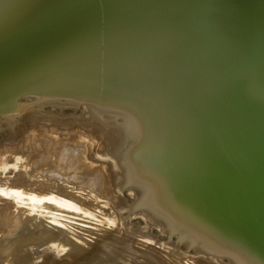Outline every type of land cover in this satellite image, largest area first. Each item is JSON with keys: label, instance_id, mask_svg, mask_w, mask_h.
<instances>
[{"label": "water", "instance_id": "obj_1", "mask_svg": "<svg viewBox=\"0 0 264 264\" xmlns=\"http://www.w3.org/2000/svg\"><path fill=\"white\" fill-rule=\"evenodd\" d=\"M88 127L137 208L264 264V0H0V169Z\"/></svg>", "mask_w": 264, "mask_h": 264}, {"label": "rangeland", "instance_id": "obj_2", "mask_svg": "<svg viewBox=\"0 0 264 264\" xmlns=\"http://www.w3.org/2000/svg\"><path fill=\"white\" fill-rule=\"evenodd\" d=\"M85 129L18 130L0 169V264H237L225 256L205 252L204 245L201 248L192 245L190 239L181 240L180 234L160 217L137 208L96 127ZM61 131L74 133L68 142L84 154L79 159L82 162L77 163L80 170L70 165L68 171L66 158L61 163L59 150L66 143L59 138ZM72 170L75 182L85 179L77 186L61 189L48 183L55 178L49 177L50 172L61 175L72 174ZM92 172H101L98 189L92 185L94 189H89L90 182L85 183Z\"/></svg>", "mask_w": 264, "mask_h": 264}, {"label": "bare ground", "instance_id": "obj_3", "mask_svg": "<svg viewBox=\"0 0 264 264\" xmlns=\"http://www.w3.org/2000/svg\"><path fill=\"white\" fill-rule=\"evenodd\" d=\"M61 129V128H60ZM73 129V128H72ZM85 129V128H84ZM87 129H89V127L87 128ZM31 130V129H30ZM46 130V129H45ZM48 130V129H47ZM38 131H40V130H38ZM43 131V130H42ZM52 131H54V130H52ZM56 131V130H55ZM79 131H82V130H80L79 129ZM84 131H86V129L84 130ZM89 131L90 130H88L87 132H88V134H89ZM31 132V131H30ZM30 132H26V133H30ZM33 133H35L34 131H32ZM44 132H46V131H44ZM58 132H60V131H58ZM65 131H61V134L59 135L60 137V140L62 141L63 140V142L65 143H67V145H66V143H65V145H64V149L63 150H59V151H61V156H59V158H61V163H63L64 164V161L65 160H67V162L65 163L67 166H72L73 167V169L75 168V167H77L79 170H80V168H79V166H81V165H79V166H77V163L78 162H80L79 161V159L80 158H82L83 156L82 155H84L83 153L82 154H80V151H79V149H76L75 147H73L74 146V144H73V146H71L70 144H69V140H70V136L71 135H73L74 133L72 132H65ZM83 132V131H82ZM38 133V132H37ZM51 133H53V132H51ZM80 132H78L77 131V133L76 134H79ZM84 133H86V132H84ZM30 134H32V133H30ZM36 134V133H35ZM87 134V133H86ZM86 134H84L83 135V133H82V135L83 136H85ZM87 134V135H88ZM29 136V135H28ZM48 136V135H47ZM62 136V137H61ZM64 136V137H63ZM66 136V137H65ZM74 136H76V135H74ZM78 136H80V135H78ZM32 137V136H31ZM30 137V138H31ZM35 137V136H34ZM39 137V136H38ZM33 138V137H32ZM41 138V137H40ZM72 138V137H71ZM29 139V138H28ZM26 140V139H25ZM71 141V140H70ZM43 142V141H42ZM56 142V141H55ZM62 142V143H63ZM58 143V142H57ZM80 143V142H79ZM52 144H53V142H52ZM55 144V143H54ZM54 144H53V147H54ZM72 144V143H71ZM41 145V144H40ZM45 145H47V144H45ZM50 145V144H49ZM49 145H48V147H49ZM57 145L58 144H56V146L55 147H57ZM59 146H61V144L59 145ZM47 147V148H48ZM51 147H52V145H51ZM49 148V150L50 149H52V148ZM54 147V148H55ZM77 147V146H76ZM81 147L82 146H80V149H81ZM37 148V147H36ZM79 148V147H78ZM97 148V147H96ZM59 149H60V147H59ZM83 149V148H82ZM47 150V149H46ZM45 150V151H46ZM86 150V149H85ZM84 150V151H85ZM48 151V150H47ZM51 151V150H50ZM52 151H54L53 149H52ZM56 151H58V149H55V152ZM87 151V150H86ZM86 151H85V153H86ZM49 152V151H48ZM82 152H83V150H82ZM87 152H89V151H87ZM47 153V152H46ZM45 153V154H46ZM9 154V153H8ZM44 154V155H45ZM59 153H57V155H58ZM78 154H79V156H78ZM87 154V153H86ZM85 154V155H86ZM47 155V154H46ZM45 155V156H46ZM52 155V154H51ZM86 156H88V155H86ZM42 157V156H41ZM41 157H40V159H41ZM52 157V156H51ZM55 157V156H54ZM53 157V158H54ZM47 158H48V156H47ZM64 158H66V159H64ZM58 159V158H57ZM63 159H64V161H63ZM84 159H85V157H84ZM42 160V159H41ZM41 160H39V161H41ZM47 160H49V159H47ZM54 160V159H53ZM59 160V159H58ZM49 161H51V160H49ZM36 162V161H35ZM38 162V161H37ZM45 162V161H44ZM56 162V164H57V161H55ZM59 162H60V160H59ZM82 162V161H81ZM80 162V163H81ZM41 163H42V161L40 162V165H41ZM48 163V162H47ZM52 163V161L49 163V164H51ZM53 164V163H52ZM55 164V165H56ZM74 164V165H73ZM79 164V163H78ZM87 164V163H86ZM58 165V164H57ZM66 165H65V168H66ZM92 165V164H91ZM34 166H35V164H34ZM60 166V165H59ZM62 167H63V165H61ZM71 166L70 167H67L66 169L68 170V168H71ZM84 166V165H83ZM87 166V165H86ZM61 167V168H62ZM88 170H89V164H88ZM102 167H104V166H102ZM77 168H75V169H77ZM92 168V167H91ZM101 168V167H100ZM72 169V168H71ZM47 170V169H46ZM52 170H53V167H52ZM64 170V169H63ZM85 170V169H84ZM92 170V169H91ZM102 171H103V168L101 169ZM105 170V169H104ZM48 171V170H47ZM69 171V170H68ZM85 171H87V170H85ZM88 172V171H87ZM91 172V171H90ZM48 173V172H47ZM75 173H76V171H75ZM81 173V172H80ZM85 173V172H84ZM93 174H91L90 173V177L89 176H87L88 178H87V182L85 181V183H88V181L90 182L89 183V185L90 186H88L87 184V186H88V188L89 187H91V189L93 188V187H95V189H98V187L101 185V180L102 179H99V178H101V177H99L100 176V174H101V172H92ZM105 173V172H104ZM45 174H46V172H45ZM51 174V175H50ZM50 174H49V177L50 176H54L55 178H53L52 180H50L49 182H48V180H47V182L49 183V184H52V185H54V186H60V188L61 189H65L66 187H72V186H75L74 184H76V183H80V182H82V181H84L85 179H83L82 181H80V182H75V180L73 179L74 177H75V174H74V170H72V174H61V175H59V174H56L55 173V171H54V173H53V171L52 172H50ZM73 174H74V176H73ZM77 174H79V173H77ZM82 174V173H81ZM81 174H79L81 177H82V175ZM105 175V174H104ZM15 176V175H14ZM42 176V175H41ZM44 176V175H43ZM46 176V175H45ZM47 178H49L48 176H46ZM45 177V178H46ZM15 178V177H14ZM17 179V178H16ZM42 182H43V180H42ZM15 184V183H14ZM43 185V184H42ZM48 185V184H47ZM79 185V184H78ZM81 185V184H80ZM86 185H83V186H86ZM93 187H92V186ZM45 186H46V184H45ZM76 186H77V184H76ZM82 186V185H81ZM80 186V187H81ZM86 186V187H87ZM49 187V186H48ZM78 188V187H77ZM85 188V187H84ZM101 188V187H100ZM50 189V188H49ZM90 189V188H89ZM94 189V188H93ZM39 190V189H38ZM47 190V189H46ZM84 190V189H83ZM86 190V189H85ZM32 191V190H31ZM41 191V190H40ZM75 191V190H74ZM74 191H72V192H74ZM43 192V191H42ZM80 192V191H79ZM75 193V192H74ZM75 195V194H74ZM71 196V195H70ZM71 199V198H70ZM136 208V207H135ZM145 214V213H144ZM147 218V217H146ZM166 227V226H165ZM112 228V227H111ZM116 229V228H115ZM165 229V228H164ZM162 230H163V228H162ZM159 231V230H158ZM168 232V231H167ZM160 233H162V232H160ZM145 235V234H144ZM171 235V234H170ZM10 236V235H9ZM126 239V238H125ZM149 240V239H148ZM179 240V239H178ZM134 241H136V240H134ZM143 241V240H142ZM185 244V243H184ZM183 244V245H184ZM142 245V244H141ZM140 245V246H141ZM143 247V246H142ZM154 248V247H153ZM156 248V247H155ZM140 250V249H139ZM143 250V249H142ZM148 250V249H147ZM172 251V250H171ZM184 251V250H183ZM169 252V251H168ZM182 253H184V252H182Z\"/></svg>", "mask_w": 264, "mask_h": 264}]
</instances>
